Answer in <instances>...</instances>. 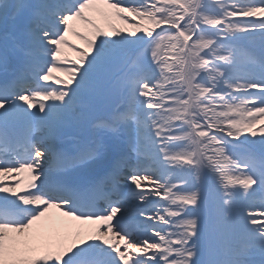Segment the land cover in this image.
<instances>
[{"label":"snow or ice","instance_id":"obj_1","mask_svg":"<svg viewBox=\"0 0 264 264\" xmlns=\"http://www.w3.org/2000/svg\"><path fill=\"white\" fill-rule=\"evenodd\" d=\"M0 264H264V0H0Z\"/></svg>","mask_w":264,"mask_h":264},{"label":"rangeland","instance_id":"obj_2","mask_svg":"<svg viewBox=\"0 0 264 264\" xmlns=\"http://www.w3.org/2000/svg\"><path fill=\"white\" fill-rule=\"evenodd\" d=\"M57 75H59V74H57Z\"/></svg>","mask_w":264,"mask_h":264}]
</instances>
